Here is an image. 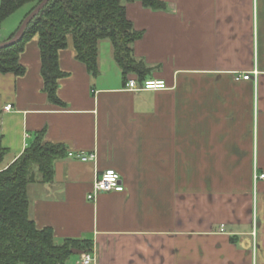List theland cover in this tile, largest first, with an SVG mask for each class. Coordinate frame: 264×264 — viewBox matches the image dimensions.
<instances>
[{"label":"crops","instance_id":"obj_1","mask_svg":"<svg viewBox=\"0 0 264 264\" xmlns=\"http://www.w3.org/2000/svg\"><path fill=\"white\" fill-rule=\"evenodd\" d=\"M161 1L163 10L130 4L126 16L140 33L131 49L144 80L164 90L126 89L138 77H123L107 40L91 75L68 40L55 105L37 38L26 45L25 73L0 74V171L39 135L64 147L52 181L38 174L27 186L29 217L57 244L89 241L91 264H264V0ZM107 169L123 192L87 200Z\"/></svg>","mask_w":264,"mask_h":264},{"label":"trees","instance_id":"obj_2","mask_svg":"<svg viewBox=\"0 0 264 264\" xmlns=\"http://www.w3.org/2000/svg\"><path fill=\"white\" fill-rule=\"evenodd\" d=\"M41 1L2 0L0 25L21 7L33 4L26 17ZM133 3L152 10L165 9L161 0H50L29 22L19 42L0 49V74L22 76L25 69L19 56L37 38L43 92L50 103L62 105L56 91L65 74L58 67V53L67 48L70 38L77 61L91 75L98 74V45L107 40L123 77L134 73L143 81L147 69L133 57L131 49L140 33L126 16V7ZM6 152L0 141V160ZM64 155L62 145L44 143L39 135L0 171V264H65L73 255L72 249L91 251L89 241L67 238L55 243L52 229H38L29 217L27 186L34 181L33 167L40 182L49 183L54 161Z\"/></svg>","mask_w":264,"mask_h":264},{"label":"built area","instance_id":"obj_3","mask_svg":"<svg viewBox=\"0 0 264 264\" xmlns=\"http://www.w3.org/2000/svg\"><path fill=\"white\" fill-rule=\"evenodd\" d=\"M249 74H242L238 76L236 80H249ZM125 88L130 91H143V90H164L167 88V85L164 81L158 80H143L138 81V79H129ZM12 109L11 105H6L3 110L8 112ZM68 156L71 158H75L82 162L93 161L95 159L94 154H84V153H69ZM257 177V176H256ZM255 177V179H256ZM257 178L264 179V175H259ZM124 190V186L122 184L121 176L118 172L113 169H107L104 172L100 173L96 176V179L93 183L92 192L87 195V200L93 201L99 194L104 193H121ZM223 229H221V232ZM81 264H91L93 258L89 254L83 253L81 256Z\"/></svg>","mask_w":264,"mask_h":264},{"label":"water","instance_id":"obj_4","mask_svg":"<svg viewBox=\"0 0 264 264\" xmlns=\"http://www.w3.org/2000/svg\"><path fill=\"white\" fill-rule=\"evenodd\" d=\"M50 0H42L21 22V24L19 25L17 31L15 32V34L8 40L1 42L0 43V49H3L5 47L11 46L16 44L17 42H19V40L22 37V34L25 31V28L27 27V25L29 24V22L38 15V13L40 12V10L43 9V7L49 2ZM72 254L78 255V254H83V251L80 250H76V249H72L71 250Z\"/></svg>","mask_w":264,"mask_h":264},{"label":"rangeland","instance_id":"obj_5","mask_svg":"<svg viewBox=\"0 0 264 264\" xmlns=\"http://www.w3.org/2000/svg\"><path fill=\"white\" fill-rule=\"evenodd\" d=\"M2 0H0L1 2ZM33 7V4H27L23 7H21L20 9H18L13 15H11V17H9L6 21H4L1 25H0V41H2L1 37L2 34L5 33L6 31H8L9 29H11L10 27L12 25H18L19 23H21L23 21V19L25 18V15L29 12V10ZM13 27V26H12ZM68 40H71L70 38H68ZM104 44H110L109 41H104ZM2 75V74H1ZM33 172L35 175H38V172L36 171V168L33 167ZM75 258H77V255H72V257L70 258L71 261H73Z\"/></svg>","mask_w":264,"mask_h":264}]
</instances>
